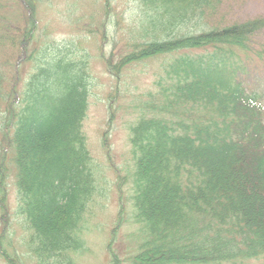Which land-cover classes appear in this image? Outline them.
I'll return each instance as SVG.
<instances>
[{"label": "trees", "instance_id": "trees-1", "mask_svg": "<svg viewBox=\"0 0 264 264\" xmlns=\"http://www.w3.org/2000/svg\"><path fill=\"white\" fill-rule=\"evenodd\" d=\"M51 1L0 0V208L14 176L29 232L26 256L0 233L4 264H75L97 193L84 129L88 64L58 57L43 38L37 12ZM135 1L136 36L119 60L103 61L114 92H127L126 69L166 61L146 97L131 101L134 170L116 173L119 192L128 184L132 192L125 205L120 194L114 234L121 224L140 227L130 264H264V95L244 79L264 64V47L253 45L264 17L212 24L223 0ZM104 2L102 41L119 26Z\"/></svg>", "mask_w": 264, "mask_h": 264}, {"label": "rangeland", "instance_id": "rangeland-1", "mask_svg": "<svg viewBox=\"0 0 264 264\" xmlns=\"http://www.w3.org/2000/svg\"><path fill=\"white\" fill-rule=\"evenodd\" d=\"M51 2L50 10L40 8L37 12L45 35L43 38L53 44V52L58 57L67 55L76 64L84 65L86 62L88 64L86 71L91 83L90 107L84 129L95 168L97 193L93 196V202L86 216L87 222L84 225L82 237L85 251L74 255L75 264H114V256L109 249L110 243L111 251L119 257V264H130L129 257L135 254L132 251L139 249V244L142 243L141 238H138L135 241L137 244H134L133 235L140 236L141 233L138 230L139 226L128 227L125 223L127 226L121 224L116 229L117 235L114 234L112 228L116 225V221H119L120 194L123 191L121 204L125 205L132 192L131 184L123 187L119 192L116 172L125 170L127 173L128 166L134 170L130 150V125L136 120L133 109L136 104H132L131 101L136 98V101H139L140 96L146 97L145 92L152 87L155 71L157 72L159 64L166 60L159 58L145 67L134 65L131 70L126 69L127 85L121 91L127 92L115 93L114 86L117 83L107 74L103 61L111 53L115 55L114 61L119 60L120 52L136 36L135 33H129H131L130 29L135 30L139 24L136 21L140 13L138 3L135 0H111V21L114 24L118 23L119 26L117 30L110 28L107 38L102 41L103 36L98 30L102 8L105 5L104 0H52ZM217 8L213 18L208 19L212 24L245 23L264 17V0H223L222 5ZM14 10L12 6L9 13ZM255 41L253 43L255 51L260 50L261 46L264 47V32L257 36ZM244 76L246 84L252 90L264 95V64L254 69L250 68ZM112 112L114 119L111 120L109 115ZM110 120L112 125L108 127ZM4 204L7 205V212L2 213ZM4 204L0 208V233L5 238L14 240L20 253L26 256L28 248L23 244L29 237V232L26 231L23 217L18 211L14 176L9 181L7 203ZM123 208L125 209L123 219L127 221L126 208L124 206ZM119 250L123 255L117 252ZM0 264L4 263L0 261Z\"/></svg>", "mask_w": 264, "mask_h": 264}]
</instances>
